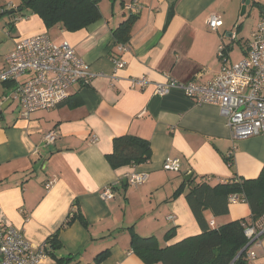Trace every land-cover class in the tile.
<instances>
[{
	"label": "crops",
	"instance_id": "crops-1",
	"mask_svg": "<svg viewBox=\"0 0 264 264\" xmlns=\"http://www.w3.org/2000/svg\"><path fill=\"white\" fill-rule=\"evenodd\" d=\"M172 1L174 13L168 21ZM99 3L102 19L70 33L58 25L47 29L29 12L22 18L11 15L20 1L0 0V70L19 39L46 34L55 44L68 42L98 75L85 86H73L63 104L27 119L12 96L31 75L0 82V224L23 229L31 244L44 246L77 210L87 229L79 220L60 229L56 256L68 260L65 264H145L129 247L128 228L141 237H155L160 247L200 233L185 194L171 199L188 182L185 179L202 177L214 186L236 178L254 179L264 169V133L234 144L218 108L196 106L180 90L166 96L153 91L167 77L184 84L212 81L222 68L219 46L229 48L227 65L242 60L249 50V35L259 24L264 26V0H250L253 8L246 20L240 17L241 0ZM132 13L137 19L127 51L120 53L112 31ZM211 15L222 21L216 31L206 25ZM235 47L239 58L233 62ZM116 57L126 63L123 68L114 67ZM137 78L148 84L132 87ZM49 132H56L57 138L45 146L43 136ZM125 134L147 140L151 159L112 170L105 156L112 151L113 138ZM166 158L179 159V172L163 170ZM226 158L232 159V166ZM134 172L146 173L148 181L138 187L127 185L125 177ZM107 186L113 187L114 197L103 200L100 192ZM205 215L218 227L249 220L250 209L239 202L229 204L226 216L214 218L208 211ZM172 228L173 237L165 240ZM251 249L255 258L249 264H264V235ZM106 250V259L95 263ZM41 264L56 262L47 257Z\"/></svg>",
	"mask_w": 264,
	"mask_h": 264
},
{
	"label": "built area",
	"instance_id": "built-area-1",
	"mask_svg": "<svg viewBox=\"0 0 264 264\" xmlns=\"http://www.w3.org/2000/svg\"><path fill=\"white\" fill-rule=\"evenodd\" d=\"M219 17L211 15L207 26L216 31L222 26ZM250 36L249 50L239 62L227 65L228 55L224 46L218 47V58L222 63L220 73L204 84L190 81L186 84L167 77L163 84H156L154 94L166 96L172 90H180L196 106H214L225 118L230 130L231 140L255 137L264 133V26L258 25ZM120 53L127 51V45L118 47ZM116 69L125 66L122 58H113ZM30 74L25 83L18 84L14 91L20 114L29 118L39 111H50L62 104L69 96L70 89L76 85H87L98 76L91 72L89 65L76 56L72 46L63 41L55 44L46 34L21 38L5 58V66L0 70V82L17 81ZM147 80L137 78L131 81L132 87L143 88ZM56 132L43 136L45 146L54 143ZM92 141H96L93 138ZM179 159L166 158L163 170L177 173ZM148 181L146 173H131L125 182L138 187ZM51 183H48L49 187ZM103 200L114 197L113 187L107 186L100 192ZM244 202L242 196L231 195L228 204ZM169 219L171 217H168ZM28 219H25L27 222ZM213 226V222L210 224ZM247 238V260L253 261L255 252L251 246L259 243L264 235V217L258 223L244 228ZM47 258L44 246H35L26 238L23 229L0 224V264H41Z\"/></svg>",
	"mask_w": 264,
	"mask_h": 264
},
{
	"label": "trees",
	"instance_id": "trees-1",
	"mask_svg": "<svg viewBox=\"0 0 264 264\" xmlns=\"http://www.w3.org/2000/svg\"><path fill=\"white\" fill-rule=\"evenodd\" d=\"M19 1L18 9L12 11L11 15H18V18H22L27 12L37 15L47 29L58 25L66 32L73 33L87 29L102 19L99 10L101 0ZM174 5L175 2L172 1L168 21L173 16ZM136 19V15L129 14L127 19L112 31L115 46L119 47L129 42L131 27ZM240 28L241 24L237 26V32ZM47 36L49 37V35ZM228 49V47H224V54L228 55ZM105 159L112 170L128 165H144L151 159L150 145L147 140L125 134L113 138L112 151L105 156ZM226 161L232 166V159L226 158ZM187 180L188 182H183L173 192L171 199L185 194L186 203L200 228V233L170 246L160 247L155 237H141L135 233L133 227H130L127 231L130 236L131 251L145 264H249L248 253L245 249L248 240L244 234V228L258 223L264 217V169L254 179L236 178L231 182H221L214 186L202 177L192 176ZM231 195L243 197L244 203L250 209L249 220L241 219L227 222L218 227L211 226L205 218V213L210 212L214 218L226 216L229 207L228 198ZM75 220H79L81 225L87 229L85 220L77 210H73L59 230L46 240L45 253L56 264H65L68 261L56 256V252L61 248L58 240L59 231ZM174 230V228L170 229L164 239L172 238ZM108 255V250L103 251L93 261L100 263Z\"/></svg>",
	"mask_w": 264,
	"mask_h": 264
},
{
	"label": "rangeland",
	"instance_id": "rangeland-1",
	"mask_svg": "<svg viewBox=\"0 0 264 264\" xmlns=\"http://www.w3.org/2000/svg\"><path fill=\"white\" fill-rule=\"evenodd\" d=\"M117 2H118V0H117ZM248 9H247V12L245 13V15L243 16V20H246L247 19V16L249 15V11L253 8V7H251V6H248L247 7ZM255 9V8H254ZM253 9V10H254ZM251 19V18H250ZM233 62L234 61H237L238 60V58H239V51H238V49L235 47L234 48V50H233Z\"/></svg>",
	"mask_w": 264,
	"mask_h": 264
},
{
	"label": "water",
	"instance_id": "water-1",
	"mask_svg": "<svg viewBox=\"0 0 264 264\" xmlns=\"http://www.w3.org/2000/svg\"><path fill=\"white\" fill-rule=\"evenodd\" d=\"M241 3H242V8L240 9V17L245 13V9L248 5H250V0H241ZM189 179V178H187ZM185 179V180H187Z\"/></svg>",
	"mask_w": 264,
	"mask_h": 264
},
{
	"label": "bare ground",
	"instance_id": "bare-ground-1",
	"mask_svg": "<svg viewBox=\"0 0 264 264\" xmlns=\"http://www.w3.org/2000/svg\"><path fill=\"white\" fill-rule=\"evenodd\" d=\"M262 220H263V218H262Z\"/></svg>",
	"mask_w": 264,
	"mask_h": 264
}]
</instances>
